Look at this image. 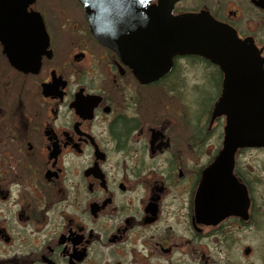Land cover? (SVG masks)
<instances>
[{
    "label": "flooded vegetation",
    "instance_id": "1",
    "mask_svg": "<svg viewBox=\"0 0 264 264\" xmlns=\"http://www.w3.org/2000/svg\"><path fill=\"white\" fill-rule=\"evenodd\" d=\"M170 2L0 0V264H264V0Z\"/></svg>",
    "mask_w": 264,
    "mask_h": 264
},
{
    "label": "water",
    "instance_id": "2",
    "mask_svg": "<svg viewBox=\"0 0 264 264\" xmlns=\"http://www.w3.org/2000/svg\"><path fill=\"white\" fill-rule=\"evenodd\" d=\"M82 6L84 7L87 17L91 24V31L94 37L101 40L102 35L100 33L99 26H95V24L100 20V15L98 13V2L100 3V0H79ZM169 3L170 6L173 3V0H170ZM35 15V14H34ZM36 20L40 22V17L38 14H36ZM183 20L177 19V20H171L170 21V30H171V40L169 42V46L175 47L176 50L182 51V45L183 41L180 38V31L184 30V27L181 25V23L184 22ZM40 26V24H39ZM209 26H213L210 24ZM200 27V26H199ZM196 26L191 27L194 31L197 28V39L198 41H201V45L206 48V51L208 53H213L211 50H213V46L216 42L215 37H217L219 34L216 29L211 28L210 30H205L202 28H199ZM135 36H142V33H139L137 31H133ZM220 37V36H219ZM189 40V39H188ZM209 48V49H208ZM224 102L227 100V91L224 93ZM226 103V102H225ZM258 112L252 111L249 114V121L250 123H245V126L247 127V130H249L250 134L246 136V138L250 141L251 145L255 146H264V104L262 103V106L258 108ZM244 124V123H243ZM230 127V123H229ZM228 125L226 126L225 132V144L224 146L227 148L229 146L230 138L232 133L229 131Z\"/></svg>",
    "mask_w": 264,
    "mask_h": 264
},
{
    "label": "rangeland",
    "instance_id": "3",
    "mask_svg": "<svg viewBox=\"0 0 264 264\" xmlns=\"http://www.w3.org/2000/svg\"><path fill=\"white\" fill-rule=\"evenodd\" d=\"M194 73V72H193ZM190 77V76H189ZM196 94V92H193L190 87L188 86L187 90H186V101L189 104H194L193 102H189L194 98V95ZM194 101V99H193ZM187 103V104H188ZM202 105L197 106V108H194L191 105L187 106V116L188 119H190L191 121H194L195 119L198 118V114L200 113V110L202 109ZM248 159L249 162L255 166L258 167L260 166V171L264 177V154L261 152H250V154L248 155ZM260 194L264 195V187L258 188Z\"/></svg>",
    "mask_w": 264,
    "mask_h": 264
}]
</instances>
